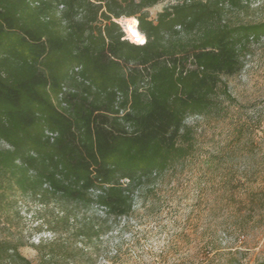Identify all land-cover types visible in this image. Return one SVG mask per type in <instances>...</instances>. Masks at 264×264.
Listing matches in <instances>:
<instances>
[{
    "label": "trees",
    "instance_id": "obj_1",
    "mask_svg": "<svg viewBox=\"0 0 264 264\" xmlns=\"http://www.w3.org/2000/svg\"><path fill=\"white\" fill-rule=\"evenodd\" d=\"M162 1L0 0V211L20 191L61 215L36 264H94L93 242L194 154L187 119L231 100L222 79L264 37V22L226 18L253 0H179L151 19ZM92 207L104 215L79 222ZM22 246L0 240V264H34Z\"/></svg>",
    "mask_w": 264,
    "mask_h": 264
},
{
    "label": "rangeland",
    "instance_id": "obj_2",
    "mask_svg": "<svg viewBox=\"0 0 264 264\" xmlns=\"http://www.w3.org/2000/svg\"><path fill=\"white\" fill-rule=\"evenodd\" d=\"M178 1L163 0L149 10L151 19ZM226 15L232 24L262 23L264 0ZM125 21L117 22L131 40ZM244 63L240 74L222 79L231 100L220 97L210 113L187 119L195 134L194 154L164 176L156 198L139 200L130 218L117 220L93 242L94 264L264 262V37L251 41ZM0 148L7 145L0 142ZM8 198L9 209L0 211V240L23 244L20 253L36 264L32 246L52 241V227L61 230L59 207L20 191ZM75 212L79 222L104 215L95 207ZM79 241L73 235L71 243Z\"/></svg>",
    "mask_w": 264,
    "mask_h": 264
},
{
    "label": "bare ground",
    "instance_id": "obj_3",
    "mask_svg": "<svg viewBox=\"0 0 264 264\" xmlns=\"http://www.w3.org/2000/svg\"><path fill=\"white\" fill-rule=\"evenodd\" d=\"M125 22L129 37L136 43H144L145 36L138 31V21L135 18H128Z\"/></svg>",
    "mask_w": 264,
    "mask_h": 264
}]
</instances>
